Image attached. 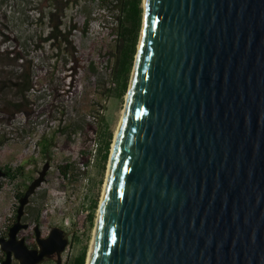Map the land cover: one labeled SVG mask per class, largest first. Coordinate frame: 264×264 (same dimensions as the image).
<instances>
[{
	"label": "water",
	"instance_id": "obj_1",
	"mask_svg": "<svg viewBox=\"0 0 264 264\" xmlns=\"http://www.w3.org/2000/svg\"><path fill=\"white\" fill-rule=\"evenodd\" d=\"M143 1L89 264H264V0ZM49 169L3 264H62L71 233L17 239Z\"/></svg>",
	"mask_w": 264,
	"mask_h": 264
},
{
	"label": "rangeland",
	"instance_id": "obj_2",
	"mask_svg": "<svg viewBox=\"0 0 264 264\" xmlns=\"http://www.w3.org/2000/svg\"><path fill=\"white\" fill-rule=\"evenodd\" d=\"M118 1L0 0V54L20 53L35 84L24 104L25 113L13 114L0 101V170L11 174L1 179L0 231L11 222L19 194L49 164L45 182L27 207L31 228L22 234L30 246H36V215L44 235L53 228L71 233L62 264H73L84 250L87 264L129 89L122 98L114 92L121 19ZM56 24L78 28L71 45L43 41ZM4 70L10 72L13 67ZM7 95L0 90V100L15 99L13 91ZM110 133L108 160L102 161L98 150L91 165L95 145L100 148ZM47 142L51 149L44 153ZM66 165H70L68 177L60 169Z\"/></svg>",
	"mask_w": 264,
	"mask_h": 264
},
{
	"label": "trees",
	"instance_id": "obj_3",
	"mask_svg": "<svg viewBox=\"0 0 264 264\" xmlns=\"http://www.w3.org/2000/svg\"><path fill=\"white\" fill-rule=\"evenodd\" d=\"M106 0H103V2ZM117 7L121 13L119 23V45L118 56L115 65V74L113 83L116 84L114 92L118 97H123L124 93L129 87L130 77L134 68L135 58L138 51L139 39L143 26V0H119ZM117 5V4H116ZM78 30L76 26L62 27V24L51 26L49 35L43 40L55 45L57 42L71 45V36L73 32ZM22 61V64L19 62ZM14 65V66H13ZM13 67L12 71H6ZM18 67V69H17ZM34 75L29 69L25 68L24 57L16 51L7 53L6 55L0 54V90L9 92L13 91L15 99L0 100L3 104L8 106L13 114L25 113V102L28 100L31 93L34 91ZM7 95V96H8ZM112 141V134L104 140L99 148L102 161L106 162L109 158L110 147ZM51 147L44 144V153L49 152ZM64 177H68L70 165L60 168ZM9 170V169H8ZM11 171V170H10ZM11 177V174H10ZM24 193H20L22 197ZM38 216H35L38 222ZM95 214L89 216V221L94 222ZM73 264H86V250H84L73 262Z\"/></svg>",
	"mask_w": 264,
	"mask_h": 264
},
{
	"label": "flooded vegetation",
	"instance_id": "obj_4",
	"mask_svg": "<svg viewBox=\"0 0 264 264\" xmlns=\"http://www.w3.org/2000/svg\"><path fill=\"white\" fill-rule=\"evenodd\" d=\"M6 177H10V172H8V171H6V175H5V177L4 178H6ZM2 189V188H1ZM24 194H25V192H23ZM19 199V204L17 205V207L15 208V210H14V216H13V218H12V220H11V222L8 224V225H6L1 231H0V239H2L3 241H10V231H11V228L15 225V223L17 222V213H18V207H19V205H20V199H21V197H19L18 198ZM29 206V204L26 206V208H25V211H24V215H23V217H22V219H21V223L22 224H24V225H27V227L26 228H24V229H22L19 233H18V235H17V239H25V245L29 248V249H34V250H37V251H39L41 248H40V246H39V242H38V238L40 239V240H42V239H46V238H48L49 237V235H50V233H48L47 235H44L43 233H42V231H41V229H40V224H38L39 222H36V220H34V222H35V227H34V235H35V242H36V246H30V241H29V238L28 237H26L24 234H22V233H24L25 231H28L30 228H31V225H30V223H28L27 221H26V217L28 216V207ZM38 228V231H39V234H40V236L39 237H37V233H36V229ZM52 231V230H51ZM11 245V247H13V244L11 243L10 244ZM7 259V253L3 250V248H2V246H1V244H0V264H3L4 262H5V260ZM55 255L54 256H52V257H49V258H46L45 259V261H51V262H55ZM44 261V262H45ZM11 264H20V262H19V260H17L16 259V257H15V253L14 252H12L11 253Z\"/></svg>",
	"mask_w": 264,
	"mask_h": 264
},
{
	"label": "bare ground",
	"instance_id": "obj_5",
	"mask_svg": "<svg viewBox=\"0 0 264 264\" xmlns=\"http://www.w3.org/2000/svg\"><path fill=\"white\" fill-rule=\"evenodd\" d=\"M143 4H144V1H143ZM127 98H128V93L126 95V100H127ZM125 106H126V103H125ZM124 115H125V107H123V109H122L121 119H120V123L118 125V129H117L116 134H115V138H114L112 150L114 149V146H115V143H116V139H117V136H118V133H119V130H120V127H121V124H122ZM110 163L111 162H109V165H108L107 178H106V181H105V184H104V189H103V194H102V199H101L100 206H101V204L103 202V199H104V196H105V191H106L107 184H108V176H109V170H110ZM99 210H100V207H99ZM99 210H98V212H99ZM96 222H97V220H96ZM95 233H96V225H95V228H94L93 239H92L91 247H90L89 254H88L87 264H89V262H90V258H91V254H92V250H93V245H94V240H95L94 239L95 238Z\"/></svg>",
	"mask_w": 264,
	"mask_h": 264
},
{
	"label": "built area",
	"instance_id": "obj_6",
	"mask_svg": "<svg viewBox=\"0 0 264 264\" xmlns=\"http://www.w3.org/2000/svg\"><path fill=\"white\" fill-rule=\"evenodd\" d=\"M98 150H99V145L96 144L95 148H94V151H93V157H92V160H91V165H93L94 162H95V156H96Z\"/></svg>",
	"mask_w": 264,
	"mask_h": 264
}]
</instances>
